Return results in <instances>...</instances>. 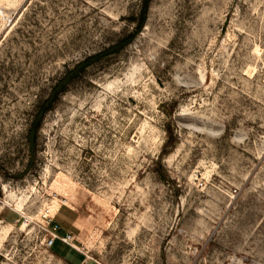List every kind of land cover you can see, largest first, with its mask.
<instances>
[{
    "label": "rangeland",
    "instance_id": "374dc122",
    "mask_svg": "<svg viewBox=\"0 0 264 264\" xmlns=\"http://www.w3.org/2000/svg\"><path fill=\"white\" fill-rule=\"evenodd\" d=\"M141 1L0 0V264H264V0H152L32 152Z\"/></svg>",
    "mask_w": 264,
    "mask_h": 264
},
{
    "label": "trees",
    "instance_id": "16d2710c",
    "mask_svg": "<svg viewBox=\"0 0 264 264\" xmlns=\"http://www.w3.org/2000/svg\"><path fill=\"white\" fill-rule=\"evenodd\" d=\"M151 2L152 0L141 1L139 13L137 17L132 19L134 23L132 32L121 37L113 45H110L95 54L89 55L73 66L68 67L64 74L56 81L51 89L50 95L38 107L36 115L32 121L31 128L28 134V139L33 149L32 152H34V145L42 126L43 119L45 115L53 109L56 100H58L63 94H65L68 91L70 85L75 80L83 76L90 67L99 63L110 55L119 53L124 47L129 46L134 41V39L139 35L143 27L145 26V23L148 19ZM57 242L59 241L56 240L54 245H56Z\"/></svg>",
    "mask_w": 264,
    "mask_h": 264
},
{
    "label": "built area",
    "instance_id": "2783aa9c",
    "mask_svg": "<svg viewBox=\"0 0 264 264\" xmlns=\"http://www.w3.org/2000/svg\"><path fill=\"white\" fill-rule=\"evenodd\" d=\"M58 230H59V227L58 226H53V228H52V231H51V238H50V240L47 242V244H46V246L48 247V248H52L53 247V245H54V243H55V241L58 239V240H62L63 242H66L67 243V238H68V236L66 237H60L59 235H58Z\"/></svg>",
    "mask_w": 264,
    "mask_h": 264
},
{
    "label": "bare ground",
    "instance_id": "6f19581e",
    "mask_svg": "<svg viewBox=\"0 0 264 264\" xmlns=\"http://www.w3.org/2000/svg\"><path fill=\"white\" fill-rule=\"evenodd\" d=\"M60 205H55L52 209H51V213L56 214V212L60 209Z\"/></svg>",
    "mask_w": 264,
    "mask_h": 264
}]
</instances>
